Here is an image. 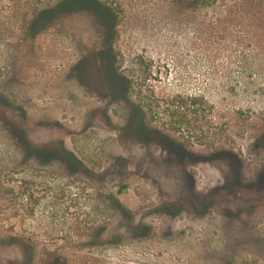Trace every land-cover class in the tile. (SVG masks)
<instances>
[{
    "label": "rangeland",
    "instance_id": "1",
    "mask_svg": "<svg viewBox=\"0 0 264 264\" xmlns=\"http://www.w3.org/2000/svg\"><path fill=\"white\" fill-rule=\"evenodd\" d=\"M0 264H264V0H0Z\"/></svg>",
    "mask_w": 264,
    "mask_h": 264
},
{
    "label": "trees",
    "instance_id": "2",
    "mask_svg": "<svg viewBox=\"0 0 264 264\" xmlns=\"http://www.w3.org/2000/svg\"><path fill=\"white\" fill-rule=\"evenodd\" d=\"M175 99L172 98L168 104L171 106L175 105ZM188 105V104H186ZM183 107V106H182ZM188 108V106H187ZM175 115V114H174ZM192 115L191 113L188 112V110H185L184 112L178 114L177 113V122L180 124V128L187 127L188 129H192V125L194 124V121L192 120Z\"/></svg>",
    "mask_w": 264,
    "mask_h": 264
}]
</instances>
